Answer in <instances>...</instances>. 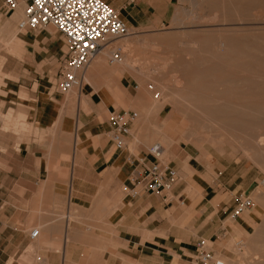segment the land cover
Segmentation results:
<instances>
[{"label": "crops", "instance_id": "1", "mask_svg": "<svg viewBox=\"0 0 264 264\" xmlns=\"http://www.w3.org/2000/svg\"><path fill=\"white\" fill-rule=\"evenodd\" d=\"M103 1L137 34L129 38L135 51L145 43L143 34L174 22L176 0ZM1 25L21 67L8 78L6 115L29 130L7 131L0 151L6 157L0 164V264H190L199 241L217 250L238 239L227 220L249 231L247 217L229 215L235 196L251 193L250 187L214 177L181 146H171L167 160L150 154L168 137L158 126L174 116L170 107L155 112L145 101L142 64L113 69L110 41L82 73L77 92L63 94L57 88L67 51L63 37L49 27L16 37L14 22ZM161 38L149 43H167ZM112 111L139 113L123 149L111 142ZM155 163L176 171L170 190L150 193L136 184L143 167Z\"/></svg>", "mask_w": 264, "mask_h": 264}, {"label": "rangeland", "instance_id": "2", "mask_svg": "<svg viewBox=\"0 0 264 264\" xmlns=\"http://www.w3.org/2000/svg\"><path fill=\"white\" fill-rule=\"evenodd\" d=\"M176 1L170 28L143 34L146 40L136 45L137 52L129 40L137 34L131 31L125 37L127 44L118 46L128 58L127 69L142 64L145 101L151 109L156 112L168 106L172 110L174 122L158 126L164 133L169 132L166 127L170 129L159 145L181 146L213 170L214 177L253 190L245 194L253 199V207L242 214L251 221L249 231L244 233L227 220L226 224L235 227L236 231L231 230L238 239L218 244L217 250L205 241L207 249L227 264H264V0ZM0 14L2 151L7 131L21 135L29 129L21 122L18 126L11 114L6 115L8 78L13 71L19 74L21 67L20 53L7 50L10 33L1 25L14 22V32L18 33V20H8L12 15H5L1 2ZM152 37H163L167 43H149ZM156 94L159 97L154 99ZM161 156L165 158L164 153ZM5 159L0 156V164ZM205 178L210 180V176Z\"/></svg>", "mask_w": 264, "mask_h": 264}, {"label": "built area", "instance_id": "3", "mask_svg": "<svg viewBox=\"0 0 264 264\" xmlns=\"http://www.w3.org/2000/svg\"><path fill=\"white\" fill-rule=\"evenodd\" d=\"M5 15L23 5V17L18 23L19 31H40L53 28L66 43V53L61 62L58 75V91L65 94L83 85L82 73L91 61L110 41L131 35L121 12L103 0H0ZM111 61L123 62L120 46L109 49ZM151 90L152 87H149ZM159 97L158 94L154 99ZM138 118L136 112L112 111L108 124L111 142L116 149L125 147L124 138L130 133V126ZM150 154L156 159L160 156L158 145L150 148ZM176 171L158 163L143 167L142 177L136 184L150 193L170 190L177 182ZM264 191V182L261 184ZM253 207V199L245 194L235 196V204L230 211V219L240 217ZM38 230L30 232L35 238ZM198 252L190 264H224L216 254L207 249L205 241L197 243Z\"/></svg>", "mask_w": 264, "mask_h": 264}, {"label": "bare ground", "instance_id": "4", "mask_svg": "<svg viewBox=\"0 0 264 264\" xmlns=\"http://www.w3.org/2000/svg\"><path fill=\"white\" fill-rule=\"evenodd\" d=\"M22 17H23V5L21 4V5H19L16 9H15V11L13 12V16L9 19L10 21H16V20H18L17 21V28H18V23L20 22V20L22 19ZM213 17H215V16H213ZM216 18V17H215ZM214 19V18H213ZM206 20V19H205ZM207 20H211V17H210V19H209V17H208V19ZM18 31H19V29H18ZM127 42H128V40H127V38H125V39H123L120 43L119 42H117V41H115V45H113V46H118V45H125V44H127ZM113 43V42H112ZM230 43V42H229ZM233 43V42H232ZM221 45V44H220ZM223 45H224V43H223ZM110 46H112V45H110ZM230 48H232V47H230ZM235 48V47H234ZM237 48V47H236ZM224 49H226V48H224ZM237 49H240V48H237ZM232 50H233V48H232ZM241 50V49H240ZM107 52V51H106ZM234 52V51H233ZM230 53V52H229ZM239 53V52H238ZM111 54V53H110ZM235 54V53H234ZM108 55V54H107ZM105 56V55H104ZM110 56V55H109ZM108 56V57H109ZM122 56H123V62L121 63V64H116V65H119V66H122V68H128V63H126L127 61H128V58L126 57V56H124V54H122ZM221 57H223V56H221ZM114 64V63H113ZM114 68H118V67H116V66H113V69ZM221 77V76H220ZM85 81V80H84ZM86 83V82H85ZM72 92H77V90H74V91H72ZM72 95H73V93H72ZM74 96V95H73ZM137 120V119H136ZM166 129H167V132L169 131L170 132V129L168 128V127H166ZM168 132V133H169ZM160 147H161V149L162 150H160V157H161V155H162V153H164V156H165V158L167 159V158H169V155H168V157H167V154H168V146L165 144V145H159ZM263 148V147H262ZM227 225H229V227H230V223H228ZM222 262L224 263V264H227V261L226 260H224V259H222Z\"/></svg>", "mask_w": 264, "mask_h": 264}]
</instances>
